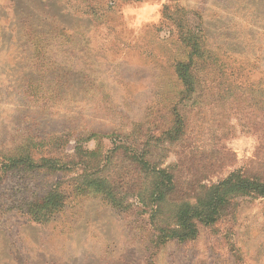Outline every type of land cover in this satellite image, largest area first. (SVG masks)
Segmentation results:
<instances>
[{
    "label": "rangeland",
    "instance_id": "rangeland-1",
    "mask_svg": "<svg viewBox=\"0 0 264 264\" xmlns=\"http://www.w3.org/2000/svg\"><path fill=\"white\" fill-rule=\"evenodd\" d=\"M242 172L264 179V0H0V264H264L262 196L160 238Z\"/></svg>",
    "mask_w": 264,
    "mask_h": 264
},
{
    "label": "trees",
    "instance_id": "trees-1",
    "mask_svg": "<svg viewBox=\"0 0 264 264\" xmlns=\"http://www.w3.org/2000/svg\"><path fill=\"white\" fill-rule=\"evenodd\" d=\"M187 66L181 68V77L184 79L187 86L190 85L189 80L187 81L186 70ZM182 123L179 122V127ZM179 131L180 128L176 129ZM180 135V134H179ZM260 142L263 144V138L260 137ZM164 171H156V182L154 186V193L157 194V200L163 196V189H167L166 186H161L165 180ZM158 183V184H157ZM98 188L105 189L109 194L110 190H107V186H96ZM206 193L199 201L195 204H183L180 206L177 212L176 227L171 230V232L160 238L167 240L168 238L176 239L179 241H189L197 237L199 227L202 225H213L222 215V213L227 209L229 201L234 199L238 195H251V196H262L264 197V179L261 176L250 177L242 173H232L227 179L221 181L215 185L206 188ZM55 203L47 204L52 198ZM59 194L54 193L48 194L43 198V202L35 205L38 209H43L48 207L53 213L58 209ZM53 200V199H52ZM52 205V206H50ZM34 206V208H35ZM31 212V211H30ZM35 213L34 218L41 221V217Z\"/></svg>",
    "mask_w": 264,
    "mask_h": 264
}]
</instances>
